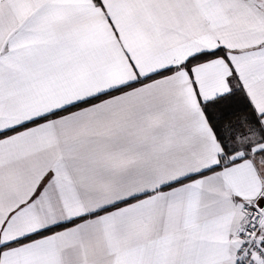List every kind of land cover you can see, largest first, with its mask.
Returning a JSON list of instances; mask_svg holds the SVG:
<instances>
[{"label":"snow or ice","instance_id":"1","mask_svg":"<svg viewBox=\"0 0 264 264\" xmlns=\"http://www.w3.org/2000/svg\"><path fill=\"white\" fill-rule=\"evenodd\" d=\"M0 264H264V0H0Z\"/></svg>","mask_w":264,"mask_h":264}]
</instances>
